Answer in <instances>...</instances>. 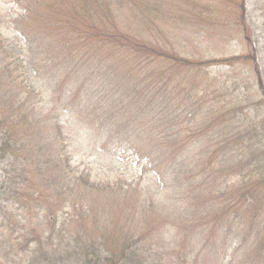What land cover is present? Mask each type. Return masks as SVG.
Listing matches in <instances>:
<instances>
[{"label":"trees","instance_id":"1","mask_svg":"<svg viewBox=\"0 0 264 264\" xmlns=\"http://www.w3.org/2000/svg\"><path fill=\"white\" fill-rule=\"evenodd\" d=\"M11 1L14 35L0 24V264H264L256 46L190 61L162 34L132 30L123 0ZM217 63L233 67L212 97L199 77L222 74ZM205 101L207 121L193 123ZM79 148L134 173L97 181L75 163Z\"/></svg>","mask_w":264,"mask_h":264},{"label":"rangeland","instance_id":"2","mask_svg":"<svg viewBox=\"0 0 264 264\" xmlns=\"http://www.w3.org/2000/svg\"><path fill=\"white\" fill-rule=\"evenodd\" d=\"M123 1L122 7L127 19L130 16L134 22L132 30L140 31L143 27L148 33L162 34L168 46H173L177 51L193 58H187L190 61L207 62L241 55L245 50L247 51L245 47L247 44H254L257 50L258 70L264 79V0H244L243 20H246L247 37L243 32L240 33L237 24L242 0H161L159 6L155 5L159 0ZM10 2L12 1L0 0V24L2 29H8L3 30L5 36L12 37L14 33L9 29L13 27L10 21L17 10ZM214 66L223 67V73L218 75L217 68H213L215 70L211 71L209 78L204 74L199 77L200 90L202 87L208 88L212 97H216L213 93L222 95L214 91V84L223 81L222 77L227 66L233 67L222 63ZM234 97H236L235 93ZM235 104L240 106L249 103L241 100V103ZM207 106L205 101L197 107L200 115L197 113L193 123L198 120L207 121V116H203L208 110ZM79 149L74 153L75 163L81 168H87L97 181L131 178L134 173L131 166L112 162L110 158L105 159L97 153L90 154L88 149L85 151ZM166 165L167 177L171 178L176 169L173 154L166 160Z\"/></svg>","mask_w":264,"mask_h":264}]
</instances>
